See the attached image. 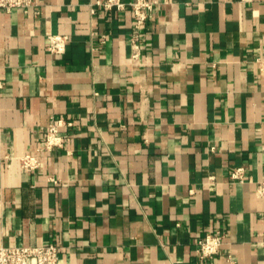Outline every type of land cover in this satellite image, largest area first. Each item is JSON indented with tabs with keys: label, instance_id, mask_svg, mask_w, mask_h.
<instances>
[{
	"label": "crops",
	"instance_id": "obj_1",
	"mask_svg": "<svg viewBox=\"0 0 264 264\" xmlns=\"http://www.w3.org/2000/svg\"><path fill=\"white\" fill-rule=\"evenodd\" d=\"M94 1L0 9V246L52 243L58 264H264V0H151L137 63L132 12ZM52 118L72 125L47 150ZM215 230L219 254L199 259Z\"/></svg>",
	"mask_w": 264,
	"mask_h": 264
},
{
	"label": "built area",
	"instance_id": "obj_2",
	"mask_svg": "<svg viewBox=\"0 0 264 264\" xmlns=\"http://www.w3.org/2000/svg\"><path fill=\"white\" fill-rule=\"evenodd\" d=\"M39 0H0V9L5 11L22 10L35 7ZM94 6L101 7L105 11L129 9L132 12V25L129 36L130 60L139 62L141 56V41L143 28L154 9L155 1L133 0L122 2L121 0H95L89 4L90 12L93 13ZM103 37V36H102ZM103 41V39H102ZM67 37L65 35L48 36L47 50L51 54H61L65 50ZM72 123L63 118H52L47 128L44 139V148L50 150L54 147H62L68 142L67 135L60 132V128L69 127ZM38 162L31 155L22 158V166L28 170L36 168ZM230 178L241 182L244 179V169L235 168ZM256 196L264 201V179L256 184ZM224 243V232L215 230L205 234L195 242V253L199 259H209L218 255ZM59 251L55 244L36 246H0V264H58ZM229 264H238L228 256Z\"/></svg>",
	"mask_w": 264,
	"mask_h": 264
}]
</instances>
